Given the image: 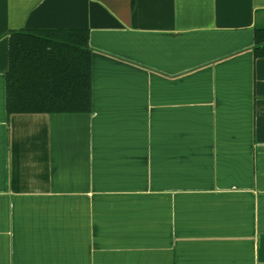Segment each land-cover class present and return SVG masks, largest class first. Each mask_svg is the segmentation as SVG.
I'll list each match as a JSON object with an SVG mask.
<instances>
[{
  "label": "crops",
  "instance_id": "0c3cea01",
  "mask_svg": "<svg viewBox=\"0 0 264 264\" xmlns=\"http://www.w3.org/2000/svg\"><path fill=\"white\" fill-rule=\"evenodd\" d=\"M264 0H0V264H264ZM88 30L92 111L6 107L9 35Z\"/></svg>",
  "mask_w": 264,
  "mask_h": 264
},
{
  "label": "trees",
  "instance_id": "16d2710c",
  "mask_svg": "<svg viewBox=\"0 0 264 264\" xmlns=\"http://www.w3.org/2000/svg\"><path fill=\"white\" fill-rule=\"evenodd\" d=\"M6 107L14 114L92 111V52L88 30H19L9 35ZM254 55L264 58V28Z\"/></svg>",
  "mask_w": 264,
  "mask_h": 264
}]
</instances>
